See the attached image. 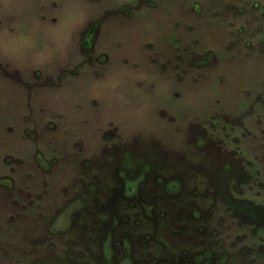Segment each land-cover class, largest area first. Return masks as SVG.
I'll return each instance as SVG.
<instances>
[{
    "label": "rangeland",
    "instance_id": "rangeland-1",
    "mask_svg": "<svg viewBox=\"0 0 264 264\" xmlns=\"http://www.w3.org/2000/svg\"><path fill=\"white\" fill-rule=\"evenodd\" d=\"M0 264H264V0H0Z\"/></svg>",
    "mask_w": 264,
    "mask_h": 264
}]
</instances>
